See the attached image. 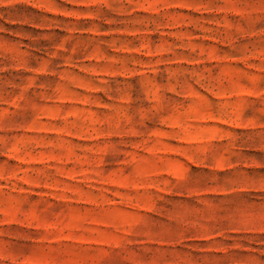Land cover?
I'll return each mask as SVG.
<instances>
[{"label":"rangeland","instance_id":"1","mask_svg":"<svg viewBox=\"0 0 264 264\" xmlns=\"http://www.w3.org/2000/svg\"><path fill=\"white\" fill-rule=\"evenodd\" d=\"M0 264H264V0H0Z\"/></svg>","mask_w":264,"mask_h":264}]
</instances>
